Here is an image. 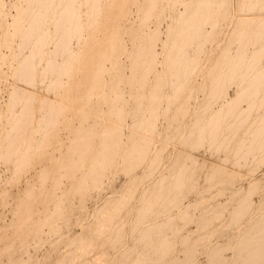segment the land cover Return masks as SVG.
Segmentation results:
<instances>
[{"label":"bare ground","instance_id":"obj_1","mask_svg":"<svg viewBox=\"0 0 264 264\" xmlns=\"http://www.w3.org/2000/svg\"><path fill=\"white\" fill-rule=\"evenodd\" d=\"M188 1L15 0L9 4L15 9V15L12 22L4 19L0 21V66L5 64L11 68V74L18 81L30 85L46 83L45 89H53L60 96V100H53L49 99L50 96H40L23 86L12 85L5 101V126L0 132L1 156L4 160L13 159L19 171L30 169L32 164H40L38 183L26 185L23 198L18 204L17 218L10 225L11 236L18 237L15 238L19 241L17 246L26 242V236L32 232H41L42 227L55 215L65 214L58 204L53 206L51 212L41 208V204L59 192L65 178L96 180L105 169H109L116 155L132 157L130 145L125 140L121 147L116 143L120 137L118 127L104 119L100 122L95 119L90 121V109L98 104L107 107L106 112L103 109L99 111L102 115L105 112L110 118L122 117L123 110L119 105L124 95L121 97L119 91L127 83L124 79L127 60L131 65L128 82L130 86L135 84L130 93L135 100L132 113L136 116L137 127H153V122L146 120V113L150 116L157 114L160 94L163 90H170L172 94L167 98L161 115L173 113L174 116H183L180 139L197 146L207 144L213 155L220 152L226 157L230 155L234 158V166H239L241 159L249 158L255 168V163L264 161V14L257 19L241 21L237 13L244 8L263 12L264 0H238L237 4L235 2L237 10L234 14L229 12L234 5L229 4L230 0H221L218 4L210 0ZM6 7L8 5L5 0H0V16L7 14ZM212 10L215 12L210 13ZM133 11L139 14L137 22L140 34L129 38L132 44L130 48L127 46L129 29L126 22ZM163 21L167 22V29L165 38L161 39L159 27ZM151 23H154V29L150 28ZM208 24L211 28L227 27V30L203 31ZM232 27L240 29L228 30ZM245 27H254L255 30H245ZM159 40L160 51L155 48ZM206 42L211 45L204 47L202 44ZM72 43L76 46L72 47ZM192 47L195 49L190 54ZM231 88L234 93L229 96ZM198 92L203 93L201 98ZM180 94H183L185 100ZM191 98L194 107L192 111H187L186 106ZM1 120L2 117L0 123ZM61 130L65 132L66 141L60 138ZM140 139L130 136L132 143ZM203 167L196 165L195 161L192 166L179 167L168 182L167 193H164L173 195L169 203H173L176 195L185 187L194 185L191 173ZM223 171V166L211 165L207 175L208 183L215 182ZM162 185L163 180L158 189L144 199L141 216L147 218L154 213L152 223L160 221L158 212L153 211L152 206L162 197ZM257 185H251L242 195L240 192L234 193L233 198L240 206L233 213L234 219L245 218L252 204L250 195ZM74 188L71 185L68 193L73 192ZM260 201L264 205V198ZM49 203H53V200ZM260 209L264 210V206H260ZM42 212L43 219L40 216ZM183 217L187 218V213H183ZM253 219L246 220L234 231L238 240L237 247L232 249L231 257L236 258L234 264H264V212L257 223ZM171 220L168 218L167 221ZM142 230L144 227H141ZM156 242L158 245L154 247L160 249L164 257L170 248L167 239L158 238ZM39 243L35 244L36 248L32 246L37 249ZM14 244L7 243L1 249L3 255L9 253V264L21 261V256L16 257L13 252L10 253ZM24 246L22 244L21 250L25 251L27 245ZM206 247L213 256L221 251V247L215 244ZM145 261L140 258L135 264H144Z\"/></svg>","mask_w":264,"mask_h":264},{"label":"rangeland","instance_id":"obj_2","mask_svg":"<svg viewBox=\"0 0 264 264\" xmlns=\"http://www.w3.org/2000/svg\"><path fill=\"white\" fill-rule=\"evenodd\" d=\"M14 1L15 0H5V3L8 5L5 9L7 14L0 16V21L4 19L5 21L8 20L7 22H12L13 16L15 15V9L10 7L9 4ZM161 1L162 0H159V2ZM190 1L195 2V0H189L188 2ZM220 1L221 0H210L213 4H218ZM229 2V4H234L231 6V11L229 10V12L234 14V12H236L235 10H237L235 5L238 3V0H230ZM177 7H179V5ZM214 12L215 11L213 10L210 11V13ZM238 12L240 14L238 15L241 21H245L247 19H257L262 13L264 14V11H250L246 8H244V10L237 11V13ZM138 17L139 14H137L136 11H133L129 20L126 22V26L129 29V33L127 35V46L130 48L132 47V44L129 38L140 34V28L137 22ZM218 21L228 22V20L224 21L222 19H219ZM167 22L163 21L160 24L159 36L161 39L165 38ZM150 28H155L154 23L150 24ZM216 28H211L208 24L204 27L203 31L212 30L217 32L219 30H227V27L222 29L219 27V29ZM239 29L240 28L234 27L228 28V30ZM244 29L251 31L255 30L254 27H245ZM220 36L221 35L218 37L221 38ZM160 41L161 40L157 42L155 47L158 51H160L161 47ZM202 45L204 47H209L211 43L206 42ZM75 46L76 44L72 43V47ZM194 49L195 48L192 47L189 50V53L192 54ZM4 52L7 54V49H5ZM129 62L130 61L128 60L125 62V71L123 70L124 74H126L124 75V79L127 82L125 84L126 86L124 85L126 89L124 86H121L123 88H120L119 91L121 97L124 95L123 100L119 105L123 110L122 117L116 119L114 117L110 118L106 116L105 112L107 111V107L105 105V107H103V105L98 104V106L90 109V121L92 122L93 119H95L97 122H100L104 119L107 123L112 122V125L118 127L120 137H118L117 141H115L117 145L121 147L123 146L125 140V143L130 145L129 148L132 151V157L129 158L119 156L121 157L119 158L118 155H116L114 157L115 160L113 164L110 165L108 170L105 169L96 180L88 178L84 181L79 177H76L73 180L71 178H65L67 180H63L61 185L62 187L58 190L61 193L56 192V194L49 200L50 202L53 200V203H49V201H47L46 203L41 204V208H43L46 212L47 210L48 212L53 211V206L58 204L61 206V212L64 211L65 214L61 213L59 214L60 216L55 215L49 223L42 227L41 232H38L37 234L32 232L27 235L26 242L23 241L22 243L23 246L27 245V249L25 248V251L23 249V251L21 250L22 244H20L21 246H17V244H19V241L16 240L18 237L15 235L11 236L12 230L10 225L12 221L17 218L16 214L18 204L21 198H23L26 185L30 183H38L37 171L40 168V164H32L30 169L26 171L20 170L23 172L20 174L19 169L16 168L14 160H4V157L0 154V264H9V253L7 255L5 254V256L1 253V249L5 244L12 242L15 243V246L10 253L13 252L12 254L16 257H18V255L21 256L22 262L20 261L18 264H109L112 261V264H129V262L130 264H135V261L140 258L146 260L144 264H189L188 261H192L195 264H229V262L230 264H234L236 258H232L231 255L232 249L237 247L238 240L235 238L237 228L241 226V224L243 225L246 220H250V218H254L253 222L257 223L261 219L264 212V210L260 209V206H264L260 201L264 198V161L258 162L260 164L255 163V168L252 166L249 158L246 160L241 159V164L239 165L240 167L236 164L234 166V158L232 156L229 155L226 157L223 152L213 155L208 149L207 144L197 146L193 145L189 141L187 142L180 139L179 131L182 128L183 116H174L173 113L167 114L166 116L161 115L163 109L166 107L167 98H169L172 94L170 90H163L160 94L156 106V113L158 112L157 114L150 116L146 113L145 118L146 120H151L153 122V127H137L135 122L136 116L132 113L135 100L131 97L130 93L133 89L132 87H135V84L134 86H130L128 82L131 72V65ZM1 65L0 117H2V120L0 123V132L5 126V101L8 98V91L12 85L23 86L43 97L48 98V96H50L49 99L53 98V100H60V96L55 90L45 89L47 85L46 83H36L31 85L22 83L11 74V68L7 67L5 64ZM228 93L229 96H232L234 89L231 88ZM129 95L130 98L128 97ZM198 95L201 98L203 93L198 92ZM180 97L183 99V94H180ZM128 98L130 101L129 106L127 100ZM189 101L190 102L187 104L186 109L187 111H192L194 107L193 98ZM125 102L127 103L125 104ZM102 109L105 111L104 115L100 113ZM59 134H61V140L65 139L64 141H66L64 130H61ZM125 135L127 140L125 139ZM132 135L135 136V139H141L132 143L130 141V136ZM178 140H180V142ZM154 150H157V153H155ZM188 156H191V158ZM258 159H260V157H258ZM194 161L196 162V165L201 167L204 166L203 169L194 170L191 173L195 186L192 185L185 187L176 195L175 201L173 203H169L168 200L171 199L173 195L165 194L169 189L168 182L170 181L172 175L177 173L179 167L188 165L192 166ZM145 162H147V164ZM213 164L223 166L224 171L215 182L208 183L207 175L209 174L210 166ZM116 165L118 166L116 167ZM257 165H259V167ZM146 166L148 169L143 168ZM115 167L117 169H115ZM161 168L163 169L161 170ZM113 170L117 171L114 172ZM137 174L142 177L139 178ZM15 175L18 176V178ZM161 180H163L161 188L162 197L158 202H154L152 206L153 211L158 212L157 214H159L158 217L160 221H158V223H152V216L154 213L147 218H142L141 213L142 210H144L143 205L145 197L158 189V185ZM149 181H152L153 183L151 182V184ZM69 182L71 184H69ZM144 182L149 183L144 184ZM255 183H258V185L250 195L252 204L244 215L245 218L241 217V220L234 219L233 213L240 207L238 206V201L233 198L234 193L240 192L242 195L248 191L251 185ZM134 184L137 185V187L135 186L136 188L134 187ZM71 185L72 187L75 186L77 190L74 188L73 192L71 191L68 193ZM140 188L141 191L139 190ZM120 190L123 191L121 192ZM125 190L127 193H125ZM2 193H5L3 194L4 196ZM81 194L84 195L82 196ZM70 197H72V199ZM118 198L121 203L118 201ZM129 205L131 207H129ZM183 213H187V218L183 217ZM40 216L41 219H43L42 217H44V213L42 212ZM167 217L172 220L168 222ZM51 224L56 225H52V227ZM141 227L142 229L144 227V230L141 231ZM40 233H43V235L39 236ZM158 238H166L168 242L167 246L170 247L169 250L165 252L164 257L162 256L163 253H161L160 249L154 247V245H158L156 242ZM5 240L7 241L5 242ZM38 241L40 242L38 244V248L40 245L41 247L40 249H35ZM208 243L218 245L221 247V251L215 256L211 255L207 251L206 246L209 245ZM20 250L22 251L21 254H19ZM116 253L118 254L115 255ZM172 261L175 262L171 263Z\"/></svg>","mask_w":264,"mask_h":264}]
</instances>
